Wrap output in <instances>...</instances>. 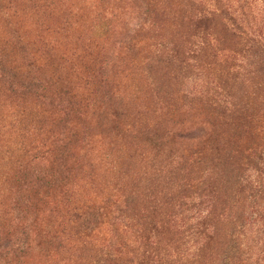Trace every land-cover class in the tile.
Here are the masks:
<instances>
[{"label": "trees", "instance_id": "1", "mask_svg": "<svg viewBox=\"0 0 264 264\" xmlns=\"http://www.w3.org/2000/svg\"><path fill=\"white\" fill-rule=\"evenodd\" d=\"M70 1L0 0V264H26L36 246L45 253L39 264H264V232L253 230L258 221L264 228V217L240 209L245 191H263L244 177V166H253L242 140L207 139L218 125L204 123L164 131L149 117L165 110L153 100L160 84L197 69L207 53L218 60L221 42L232 43L224 61L230 86L220 88L223 100L196 98L231 109L248 99L250 82L264 92V30L248 20L250 14L264 25V0H174L186 31L176 28L156 46L137 32L106 60L102 52L117 31L113 12L104 15L99 0H89V18ZM147 74L158 75L150 77L154 89ZM237 76L241 89L232 95ZM92 95L99 123L109 116L112 139L99 141L98 151L112 179L91 172V162L66 165L80 143L72 119L83 117ZM197 131L203 135L194 137ZM74 173L86 175L82 186L91 194L74 189ZM29 212L35 227L19 233Z\"/></svg>", "mask_w": 264, "mask_h": 264}, {"label": "rangeland", "instance_id": "2", "mask_svg": "<svg viewBox=\"0 0 264 264\" xmlns=\"http://www.w3.org/2000/svg\"><path fill=\"white\" fill-rule=\"evenodd\" d=\"M89 0H71L70 4L74 2L77 8H82L80 11L87 9L89 11L88 17L91 16V9H93L88 3ZM172 1V2H171ZM99 0L101 12L105 15L108 12H113L112 25L115 27L116 34L111 36L109 41L106 43V51L102 52L103 59L106 58L113 52H119L118 42L131 41V37L136 38V34L141 33L142 39H151L152 43L155 41V46L157 43L165 42L167 43L171 35L176 32V28L180 27L181 31H186V27L179 23L178 12L183 9L174 0ZM184 6V5H183ZM157 8H167L169 12H174L173 15L168 18H162L156 12ZM176 11V12H175ZM259 13V12H258ZM256 13V14H258ZM174 16V17H173ZM248 20H250L254 30H264L263 19H253L252 15L249 14ZM114 17V18H113ZM173 17V18H172ZM156 25V31H150V27ZM168 35V36H167ZM164 36H167L165 38ZM152 37V38H150ZM156 37L159 40H156ZM172 40V39H170ZM157 48H155L156 51ZM232 49V43H224L219 47V50L223 52H218L220 57L209 59V54L207 53L205 57L201 58L199 66L197 69L187 71L184 73L178 72V76L175 80L171 81L169 84L163 82L160 84L158 93H155L154 103L155 105H164L165 110L162 112L154 111L149 114L150 118L154 119L155 123L161 124L164 131L173 130H186L188 128L196 129L199 125L204 128L203 123L206 127L210 125H218V129L211 131L209 128V133L207 134V139L216 135L217 138L223 139V137L237 138V141L242 140L244 147L251 153L252 159L249 163L253 167L245 165L243 168L244 177H250L254 182L253 187H259L263 189L260 193V197H250L249 191L244 192V201L240 205L241 213L244 215H250L251 218L264 217V129H261L260 120L264 121V105L257 104L256 100L259 102L264 101V92L262 89L255 84L254 81L250 82L248 86V92L246 97L248 99H242L241 93L237 94L236 100H241L240 105H232V108H227L222 105H211L207 98H201V101L196 98L198 94L209 93L215 94L216 99L223 100L225 93L220 88H225V85L230 83L224 78L227 71L224 70L229 66L228 61L225 66V55L228 51ZM212 54V53H211ZM216 61L219 64H216ZM237 67H233V71H237ZM234 73V72H230ZM235 74V73H234ZM152 74H147L145 79V84L151 88L154 87ZM151 77V79H150ZM235 80V85L231 89V94L235 95L240 89V80ZM153 84V85H152ZM256 85V87H254ZM122 90H125L123 85ZM230 91L229 88L225 89ZM196 95V96H195ZM205 95V94H204ZM256 98V100L254 99ZM95 96H91V100H86L82 105L81 112L84 113L83 117L77 118L73 117L72 123L70 125V130L75 136L80 138V143L73 149V154L67 159V167H72V162H84L88 166L89 162L93 164L94 173L103 177V179H112L114 174L110 172L102 161H100V154L98 150H101L102 143L99 141H107L112 139V136L105 133V126L110 122L109 116H105L101 120L102 125L95 118L93 114ZM215 99V101H216ZM246 100V101H245ZM247 102V105L244 103ZM134 103H131L133 105ZM142 105H154L150 101H145ZM96 106V105H95ZM231 106V105H230ZM244 107V112L240 114V109ZM224 108L231 111L223 112ZM224 121L223 123H220ZM131 121L129 122V124ZM224 127V129H223ZM63 131V129H61ZM104 130V133H103ZM261 132V133H260ZM260 133V135H259ZM196 138L203 135L202 131H197L194 135ZM193 137V138H194ZM126 139V138H125ZM125 139L123 142H125ZM169 147L175 149H184L188 151L191 147L190 144L184 143L183 145L171 146L169 142L167 144ZM249 146L250 149L247 147ZM155 150L152 147L148 148V153H154ZM261 156V157H260ZM86 180V175L74 173L72 179V185L74 189L80 188L81 195H89L92 190L86 186H82V181ZM255 194V193H254ZM35 215L29 212V217L25 218L19 233L23 227H27L29 230L32 226L35 227ZM260 222V223H259ZM261 221L254 223L253 230L257 232H264V228L260 227ZM16 231V228H15ZM29 232V231H28ZM30 233V232H29ZM33 236L34 243H37V238L35 232H31ZM31 236V237H32ZM214 246L217 247L220 243L215 240ZM29 256V261L26 264H39L41 258L45 257L43 249L39 246Z\"/></svg>", "mask_w": 264, "mask_h": 264}]
</instances>
